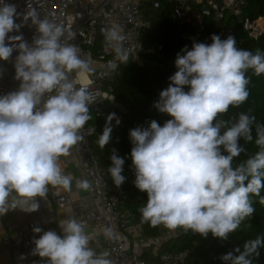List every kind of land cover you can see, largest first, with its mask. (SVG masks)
<instances>
[{"label": "clouds", "instance_id": "clouds-1", "mask_svg": "<svg viewBox=\"0 0 264 264\" xmlns=\"http://www.w3.org/2000/svg\"><path fill=\"white\" fill-rule=\"evenodd\" d=\"M17 5L0 0V60L7 61L14 51L15 79L19 88L0 95V216L14 209L35 212L45 199L49 186L71 191L74 177L66 173L61 157L70 156L83 140L85 125L92 119L90 106L96 93L77 86L73 73H91V59L82 56L75 39L63 23L41 18L31 4L23 14ZM31 21L36 33L28 43L21 27ZM104 47L114 52L113 72L129 62L127 36L116 23L102 27ZM67 32V37H66ZM211 44L194 42L177 54V71L169 85L159 93L154 107L171 119L163 126L152 120L148 127L130 130V157L135 170L134 185L147 193L139 209L141 223L163 225L175 231L189 230L207 237L227 240L255 213L252 197L264 205V123L251 112H240L228 120L220 119L230 107L239 108L250 95L249 70L264 74V52L237 46L234 36L210 37ZM7 40V43H6ZM188 91H185V87ZM112 113L96 143L103 149L111 138ZM117 125L120 123L116 119ZM95 132L94 128L88 133ZM255 143L258 151L243 162L235 158L246 152L240 143ZM108 172L119 187L125 159L113 149ZM75 187L89 191L87 179H76ZM62 234L43 231L33 239L31 255L47 258L45 264H113L109 253L90 246L84 222L70 217L59 223ZM114 239V230L105 231ZM264 247V237L245 241L220 257L224 264H253ZM26 259L25 255L19 257Z\"/></svg>", "mask_w": 264, "mask_h": 264}, {"label": "built area", "instance_id": "built-area-1", "mask_svg": "<svg viewBox=\"0 0 264 264\" xmlns=\"http://www.w3.org/2000/svg\"><path fill=\"white\" fill-rule=\"evenodd\" d=\"M6 2L17 5V12L21 14L20 18L16 20L17 23H21L23 14L28 11V4H31L36 8L41 18L47 17L50 20L63 23L69 32L76 34L75 39L67 38L65 42L80 47L83 58L91 59L90 66L93 71L91 73H73L72 78L76 81L78 87L87 86L90 91L97 94L96 103L105 100L115 104L118 113L113 121L116 126L125 127L122 114L127 110V103L117 101L112 94L110 62L115 58L114 52L105 48L104 44L97 52L94 48L99 40V26L111 27L113 23H116L123 28L127 36L125 47L129 49V58L134 60L144 51L140 33L145 22L140 10L139 0H6ZM168 2L172 5V17L177 32L184 40L193 45L205 30L207 17L215 22L221 39H226L229 35L235 37V31L225 27L223 21L225 16L230 14L238 22H242L243 10L248 0H168ZM154 6L159 7L160 2L155 1ZM204 7L209 8L210 13L207 16L203 13ZM263 22V17H259L253 22L245 21L244 27L250 38L257 40L263 33L260 24ZM35 33V27L31 26L29 20L27 24L21 27L19 33L13 32L9 35L23 34L24 39L31 43ZM18 54V51H14L9 60H0L1 95L19 88L20 81L15 79L14 67L15 58ZM130 99L132 97L128 96L127 101ZM95 104L90 106V110ZM98 114L105 116V111L98 112ZM116 119L120 120L118 125ZM88 129L90 127L86 124L82 133L84 140L75 147L78 150L81 167L91 182L92 187L89 191L91 196L97 200L98 208L89 212L80 220L84 222V228L93 225L105 229L111 227L114 230L115 238L108 239L106 237V245L103 249V252L109 253V258L113 261V264H147L146 259L142 256L143 251L141 249L146 246L159 245L160 242H158L156 236L146 237L139 234L135 239L132 237V214L121 206L120 196L109 179V172L101 166L100 157L91 146V135L97 133L89 134ZM48 196L58 208L63 207L68 202V193L62 188L49 186ZM40 210L41 206L37 212ZM35 227H39V224L36 221H31L18 235L11 238L5 237L0 240V243L8 248L22 250L33 260L42 259L38 255H31L32 249L35 247L33 239H38L40 235L33 232ZM160 229H164V232L169 230L163 225H160ZM185 233L183 229L179 228L173 231L175 236ZM168 235V233L165 235L166 239H168ZM133 241L139 247L136 250L129 248ZM193 257V250L186 252L161 250L157 264H186L193 260ZM43 260L46 262L47 258H43Z\"/></svg>", "mask_w": 264, "mask_h": 264}, {"label": "trees", "instance_id": "trees-1", "mask_svg": "<svg viewBox=\"0 0 264 264\" xmlns=\"http://www.w3.org/2000/svg\"><path fill=\"white\" fill-rule=\"evenodd\" d=\"M155 1L160 2L159 7L154 6ZM139 6L145 22L140 33L144 51L134 60L129 58L127 64H120L117 71L111 73L112 94L117 101L127 103V110L122 114L125 127L116 126L112 120L109 143L103 149L96 143L106 125L107 117L112 113H118V108L110 102H107L105 116L90 110L92 119L87 126L94 128L99 134H92L90 139L93 150L100 157L102 167L108 170L111 166L110 156L113 149L125 159L122 172L126 178L125 182L117 187L110 173L109 179L120 196L121 206L131 212L135 223L141 225L144 236L155 237L159 233L160 226L152 227L148 223H141L139 209L146 204L147 193L141 192L134 185L135 170L130 157L132 144L128 133L137 127H148L152 120L163 126L167 120L171 119L168 114L159 112L154 104L159 99V93L168 87L169 77L177 71L175 67L177 54L181 53L185 46L191 50L192 45L177 32L172 17V5L168 0H139ZM259 17L264 18V0H248L243 10L242 22H238L234 16L227 14L223 24L235 31L238 47L253 52L257 49L264 52V32L257 40H254L249 37L244 27L246 20L253 22ZM214 34L219 35V30L215 22L207 17L206 28L197 42L211 44L210 37ZM102 44L103 38L97 41L95 52ZM246 75L250 78L248 100L239 108L230 107L229 111L219 118L228 120L240 112L250 111L257 122L264 123V74L257 76L249 70ZM188 90L186 86L185 91ZM128 96L132 99L127 101ZM150 96L154 98L153 105L149 102ZM240 143L245 147L246 152L234 159V166L258 151L254 141L245 143L241 140ZM260 195L264 196V189L261 190ZM252 200L255 213L250 219L245 220L237 231L231 233L227 240L215 238L211 233L205 238L189 230L185 234L164 242L160 250L174 252L193 250V260L186 264H224L220 259L222 255L234 251L236 247H242L243 243L249 239H255L257 236L264 237V205L260 204V197L253 196ZM258 251L259 257L254 259L253 264H264V247L259 248Z\"/></svg>", "mask_w": 264, "mask_h": 264}, {"label": "crops", "instance_id": "crops-1", "mask_svg": "<svg viewBox=\"0 0 264 264\" xmlns=\"http://www.w3.org/2000/svg\"><path fill=\"white\" fill-rule=\"evenodd\" d=\"M264 19V18H263ZM261 24V23H260ZM264 32V22L262 24ZM1 95V94H0ZM92 110V109H91ZM71 155L68 157H61V162L66 173H71L74 177L73 186L68 193V202L61 208L55 206L52 199L47 195L45 199L37 197V200L41 206L40 211L25 212L19 208L10 210L4 216H0V240L5 237H13L18 235L24 230L28 223L36 221L39 227L43 231L54 230L57 234H62L59 223L70 217H76L79 219L84 218L89 212L98 208V202L90 194V191H83L75 187L76 179H87L81 164L76 147L71 150ZM132 237L135 239L139 234H143V230L140 224L132 221L131 223ZM86 233L90 238V246L95 248L97 253L103 252L106 245V236L104 227H97L89 225L85 228ZM168 235V239L165 235ZM42 233H40L41 235ZM144 235V234H143ZM158 238L159 245L146 246L141 249L143 255L147 261V264H157L158 256L160 253V247L164 242L169 241L171 238L176 237L172 230L164 232V229H160L156 236ZM165 238V239H164ZM161 239V241H159ZM163 240V241H162ZM130 249L136 250L137 245L134 241L129 246ZM25 255L26 259L20 260L21 255ZM45 264L43 259L33 260L25 252L16 248H8L3 243H0V264Z\"/></svg>", "mask_w": 264, "mask_h": 264}, {"label": "water", "instance_id": "water-1", "mask_svg": "<svg viewBox=\"0 0 264 264\" xmlns=\"http://www.w3.org/2000/svg\"><path fill=\"white\" fill-rule=\"evenodd\" d=\"M203 13L205 14V16H207L210 13L209 8L208 7H204L203 8ZM102 27H103L102 25L99 26V37H98L99 39L102 38L101 31H100ZM149 102H150L151 105L154 104V98L152 96L149 97ZM106 106H107V102L105 100H100L99 102H97L92 107V111L95 112V113H98V112L102 113V112L105 111Z\"/></svg>", "mask_w": 264, "mask_h": 264}, {"label": "rangeland", "instance_id": "rangeland-1", "mask_svg": "<svg viewBox=\"0 0 264 264\" xmlns=\"http://www.w3.org/2000/svg\"><path fill=\"white\" fill-rule=\"evenodd\" d=\"M263 23H261V25H262Z\"/></svg>", "mask_w": 264, "mask_h": 264}]
</instances>
